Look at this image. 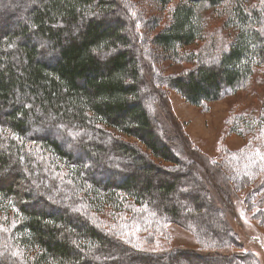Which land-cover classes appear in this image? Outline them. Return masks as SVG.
<instances>
[{"label":"trees","instance_id":"trees-1","mask_svg":"<svg viewBox=\"0 0 264 264\" xmlns=\"http://www.w3.org/2000/svg\"><path fill=\"white\" fill-rule=\"evenodd\" d=\"M228 1L226 26L235 32L227 48L214 59L187 54L204 39L202 12ZM151 7L158 13L138 8L141 37L123 0H0V264H259L232 227L259 233L232 196L252 185L247 153H232L239 170L205 161L160 87L202 107L241 86L264 65V7L247 9L243 0H151ZM143 38L156 53L139 47ZM156 60L161 70L195 64L157 75ZM180 167L205 176L180 185ZM255 193L242 204L264 225V191ZM103 213L121 228H104L95 219ZM122 222L161 240L176 225L197 248L134 244Z\"/></svg>","mask_w":264,"mask_h":264},{"label":"rangeland","instance_id":"rangeland-1","mask_svg":"<svg viewBox=\"0 0 264 264\" xmlns=\"http://www.w3.org/2000/svg\"><path fill=\"white\" fill-rule=\"evenodd\" d=\"M123 1L127 4V11L130 9L131 14L134 16L138 34L143 37V35H146V31L143 29L144 19L142 18V15L139 14L138 8H141L142 5L144 10L150 9L155 13H158V11L151 7V0ZM243 4L247 9H260L264 7V0H243ZM231 5L232 1H228L221 7L207 9L202 12L206 26L204 39L193 46L186 48L185 51L187 54L196 52L203 58H206L211 52H214V55L210 57L214 59V57L227 48L228 43L235 32L233 28L226 26ZM120 9L121 8L118 7L113 12V19L120 18ZM160 16L165 22L169 15L168 12L165 11L162 12ZM138 45L145 52L154 51V53H156V49L150 39L143 38L138 42ZM213 59H211V62ZM155 63L158 66L151 64V67L153 68V72L157 75L182 73L190 67H193L195 64L171 62L172 64L167 63L162 67L163 70H161L159 62L156 60ZM149 69L150 68L146 67L145 72ZM150 72L148 71L147 78H151L152 81L155 77L154 75L150 76L152 74V72ZM160 89L164 92V95H161L160 100L164 102V104L170 105L187 140L201 152L205 157V161H209L212 166L213 163L219 162L223 167L224 164H228L230 167L239 170L238 165L232 163V158H234V154L232 153H247L249 160L248 165L243 166V168L249 171L252 185L240 191L237 195L232 194V196L238 214L239 212L244 213L245 219H250L259 233H248L246 229L238 224L231 223L244 246L242 251L244 249L245 251H252L259 264H264V225L257 220H251V215L246 213L242 204L243 199L247 197L249 192H253L252 197L256 200L255 195H258V193L254 194V192L264 191V65L256 66L253 75L237 89L226 91L220 99L205 104L202 107L188 104L180 94L174 90H168L163 86H161ZM155 111L156 108H153V112ZM154 121V125L157 129H160L165 125L158 117H156ZM128 139L132 142H137L134 139ZM165 144L171 146L173 145V140L168 139ZM250 154L252 155V160ZM117 159L118 155L115 154L112 158L113 163H115ZM153 161L155 164L164 165V167L168 168H173L175 166L174 164L165 163L157 158H154ZM129 165L131 168L133 167V165ZM46 168L50 171V166ZM179 169V174L182 178L180 185H191L192 179L197 181V178H203L205 176L202 168L198 169L196 167H189L183 169L180 167ZM219 169L216 170L218 174L221 172ZM56 174L58 178H64L63 175H65L66 172H62L59 175V172L56 171ZM31 179L34 180V178ZM22 188L23 191H28L30 189L27 183H23ZM200 192L205 199H214L216 196L212 191H210V196L208 197L206 195L209 193L204 192L203 190H200ZM219 200L221 203H224L223 198ZM203 207L207 208L206 202H204ZM112 216L113 215L110 216L107 213L95 214V219L103 224V227L109 231H111L112 228L113 230L114 228H121L119 224L120 219L113 218ZM121 225L127 230L124 231L123 236L131 242H134V244L164 243L165 247L161 252H165L167 249H172L171 247L173 246L197 248V243L194 237H192L188 231L176 225L171 227V234L166 240L157 238L159 236L153 237L154 234L147 228H139L129 223L125 224L124 222H122ZM168 243L171 244V247H169ZM161 246L163 245H154L152 248L154 250H159L161 249ZM129 264L137 263L132 261Z\"/></svg>","mask_w":264,"mask_h":264}]
</instances>
